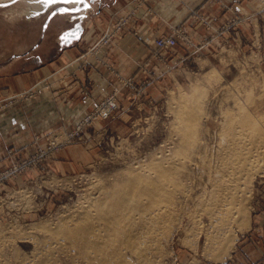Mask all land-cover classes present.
Returning a JSON list of instances; mask_svg holds the SVG:
<instances>
[{
    "label": "rangeland",
    "instance_id": "1",
    "mask_svg": "<svg viewBox=\"0 0 264 264\" xmlns=\"http://www.w3.org/2000/svg\"><path fill=\"white\" fill-rule=\"evenodd\" d=\"M88 1L90 5L83 11L87 14L83 17L86 36L76 46V55L66 64L69 69L44 72L35 78L32 74L19 73L18 61L11 57L33 52L39 45L48 56L53 55V38L45 42L39 40L41 20L48 11L76 3L53 2L45 7L10 0L6 7H0V63L9 60L8 68L12 70L0 73V264H23L25 260L34 259V243L24 241L19 228L24 230L27 226L44 223L55 226L85 206L87 193L96 191L97 186L113 184L140 165L143 171L149 170L156 163L164 166L171 163L177 167L178 175L181 170V178L176 176L181 186L178 183L176 186L187 192L183 191L185 195L175 193V204L179 202L177 216L174 215L175 221L172 218L165 224L168 226L166 236H159L164 233L159 230L156 238L161 237V240L151 242H156L155 248L159 251L154 250L152 244L154 251L149 250L152 260L148 253L150 262L252 264L256 253L250 252L262 247L264 256V0H211L209 9L202 10L204 4L201 3L183 22L163 26L159 23L162 12L156 8L155 0ZM150 21L155 22L157 36L148 51L140 54L138 50L136 57H115V67L112 55L105 56L106 51L122 49L123 41L119 40L127 34L143 43ZM108 37V41L101 44ZM162 37L175 38L173 50L155 45ZM122 57L136 62L127 74L117 67L124 65ZM91 72H96L101 82L95 84L89 76ZM129 79L131 85H125ZM109 97H113L117 105L113 113L103 104ZM184 117L191 118L192 147L180 144ZM243 117L254 126L244 125L240 120ZM232 135L237 136V141ZM178 145L182 146L179 151ZM254 145L261 147L259 166L257 164L244 176L239 190L245 195L247 218L237 220L243 228L235 231V242L229 251H217L214 246L205 248L207 216L202 215L192 195L197 198L199 194L207 197L212 193L213 180L230 170L232 163L235 165L236 151ZM186 148H190L189 153ZM162 158L165 162H161ZM182 161L184 163H180ZM186 196L191 198L188 200ZM185 199H195V203ZM186 202L188 207L183 206ZM237 221H230L229 226L232 222L231 227L236 229ZM43 231L45 229H37L33 240L36 238L40 245L37 251L48 248L45 250L54 252L45 251L55 264H73L74 261V264H89L79 254L70 252L64 242L58 244L62 248L52 246L55 242L47 241ZM245 238L251 251L243 243ZM155 251L156 256L152 253ZM50 260L48 264L52 263ZM33 262L35 264L36 260Z\"/></svg>",
    "mask_w": 264,
    "mask_h": 264
},
{
    "label": "bare ground",
    "instance_id": "2",
    "mask_svg": "<svg viewBox=\"0 0 264 264\" xmlns=\"http://www.w3.org/2000/svg\"><path fill=\"white\" fill-rule=\"evenodd\" d=\"M183 101L184 100H182V102ZM191 107L193 108V106H191ZM182 112H184V110ZM182 112H180V113H182ZM181 117L182 116H180V118ZM221 120H222V118H221ZM240 120H242V122H244V125L248 124V126L250 128H252L254 126L252 122H249L247 117H245L244 119H240ZM182 121H185V125L182 122V124L184 126H182V131L180 130V133H179L180 144L185 145V146H186V144H188L192 147V145H193V143L191 142L192 137H191V133L189 132V128L191 126L190 125L191 118L189 120L188 117H186V118L184 117ZM196 121H197V119H196ZM263 122H264V119H263ZM221 125H222V123H221ZM262 125H263V123H262ZM232 126H233L232 129H235L234 125H232ZM200 129H201V127H200ZM232 129L229 128L228 131L232 132ZM262 131H264V130H262ZM234 133L236 134V132H234ZM218 134H220V133H218ZM219 136H221V135H219ZM232 137H233V139H235V137L237 138V136L234 137L233 135H232ZM262 137H264L263 134H262ZM224 138L226 139V137L223 136V139ZM238 138H240V137H238ZM233 139H231V140H233ZM262 139L264 140V138H262ZM235 140L233 141V143L235 142ZM240 141H242V140H240ZM200 144L203 145V143H200ZM179 145H178V149H177L178 151H179V148L182 147ZM205 145H206V143H205ZM215 145H216V143H215ZM218 145H219V143H218ZM232 145L234 146V144H232ZM194 146L196 147L195 143H194ZM215 147L217 148V146H215ZM258 147L259 146L254 145V146H252V148H249V149L243 148V150H240V149L237 150L236 154H234V159L237 156V161L234 162L236 166L231 162L232 163L231 166H229V165H228L229 167L226 166V168L228 167V169H230V170H226V173H225V171H223L225 174H223V175L219 174L220 172H222L221 171L222 168L220 167L221 168L220 170L217 168L218 171H220L218 173L220 176H219L218 180L214 181L212 179L213 180L212 190L209 188L212 193H210L209 195L207 194L208 198L204 194L203 195L199 194L197 198H196V196L192 195L198 201L197 204L199 205V209L202 212V215L204 213L207 216V224H206L207 229H206L205 237H204L205 238V240H204V247L205 248L209 249V247L214 246L215 249L217 247V251H218V249L227 251V249L228 248L230 249L235 242V238H236L235 231H238L241 228H243V226H241V224L238 221H240V219L242 217H244V216L246 217V214H244L245 213L244 208L246 206V205L244 206L245 195H244L243 191L239 192V190H240V187L242 188L241 185H242V182L244 180V176L246 175V177H247L248 172L252 168L257 166V164L259 162L260 158H258V151L259 152L261 151L260 150L261 147L260 148H258ZM236 148H239V146ZM188 149H190V148H188ZM188 149H187V151L186 150H184V151L189 153ZM181 150H183V149H181ZM173 151H175V150H173ZM219 151H220V149H219ZM224 152H228V151H224ZM179 154H183V153L179 152ZM228 154H231V152L229 151ZM162 155H164V153ZM172 155H173V153H172ZM175 156L178 157V155H175ZM179 156H182V155H179ZM225 156H226L225 158L229 157V159H230V156H228V155H225ZM167 157H168V155H167ZM167 157L164 156L165 160ZM196 157H197V155H196ZM207 157H208V155H207ZM260 157H261V155H260ZM159 158H161V156H159ZM221 158H223V157H221ZM153 159H155V158H153ZM145 160H146V158H145ZM167 160H168V158H167ZM172 160H174L173 157H172ZM178 160L180 161V159H178ZM185 160L186 159H184V162H185ZM224 160H225V162H227L226 161L227 159H224ZM153 161L154 160H152V162ZM161 162H165L164 159ZM168 162H171V161L168 160ZM184 162L182 161L180 163H184ZM177 163H179V162H177ZM172 164H174V163H172ZM187 164H188V162H187ZM147 165H146V167H147ZM178 165L180 167L182 166L181 164H178ZM188 165H190V164H188ZM225 165L223 166V168H225ZM258 166H259V164H258ZM143 167H145V166H143ZM183 167L184 166H182L181 168L184 169ZM215 167H216V165H215ZM176 168L177 167L174 168V165H171V163H170V165L168 164V166H164L162 163H156L155 165L149 167V170L146 168V171H143V169L140 165V167L134 168L132 171L129 170L130 171L129 174H127V175L125 174L126 176H124V177L120 178L119 180L113 182V184H111V183L110 184L107 183V185H106V183L104 185L102 184V185L96 187V189H95L96 191H93V192L90 191V193H87L88 194V196H87L88 201H87L86 205L81 206L80 210L75 211L73 214H70L69 216L66 217V219H64V220L62 219V221L58 222L55 226L52 225L53 223L52 224L50 223L51 225L48 223H44L42 225L33 224L30 226H27L28 228L24 229V230H20V228H19L18 233L21 234L20 237H22L24 241L26 240V241L31 242V243L33 242L34 244L32 246L33 247L32 253H36V255L34 254V256H33L34 259H32V258H31V260L23 259L26 261V262H24L22 260L24 262L23 264H34L33 261H35V260H36L35 264H48L47 261H49L50 259H51L50 261L53 260L52 259L53 257H51L52 255L50 256L51 257L50 259H49V255H48V253L52 254L53 251L48 252V250L47 251L45 250L48 248H45L42 251L41 250L37 251V248H38L37 246L40 247V245L35 240L36 238L33 240L34 237L32 235L39 228L45 229V231H43L45 233L43 235V237H45L46 240L48 239L47 241L55 242L54 245H52V246L55 247V245H58L61 243L63 244V242H64L66 244L65 246H67V248L71 249V250L68 249L67 251H69V250H70V252L73 251V253H75V255L79 254L89 264H91V263L92 264H152V262H150V259L152 260L150 251H154V250H158V249L155 248V247H157V246H155L156 242H154V243H151V242L154 241L155 239H156V241H158V240L160 241L161 237L156 238V237H158L157 236L158 231L162 230L164 232V233H160L159 236L164 235L165 230L167 229L166 227H168L167 225L165 226V224L170 223L169 221L172 218H173V221H175L174 215L176 213L177 205L179 204L178 201H177L178 204L177 205L175 204L176 203L175 201L177 199V198H175V193L176 194L181 193V192L183 193V191H184V189H183V191L179 190V186H181V185L177 182V179H176V176L178 175V174H176V172L178 171V169H176ZM180 171L178 172L179 175L177 177H179L180 174H182V173H180ZM183 173H184V171H183ZM186 174H188L187 171H186ZM184 175H185V173H184ZM203 175L205 176V173H203ZM179 178H181V176ZM103 180H105V178H103ZM109 180H110V178H109ZM178 180H181V179H178ZM207 182H208V180H207ZM177 183L179 186H176ZM209 184H210V182H209ZM245 184H247V183H245ZM203 186H205V185H203ZM182 188H184V187H182ZM196 188H197V186H196ZM206 188L207 187H205V189ZM186 190H188V189H186ZM201 190H204V189H201ZM189 191H188V194H189ZM192 193L193 192H191V194ZM191 194H189V195H191ZM182 195H185V194L183 193ZM190 198H191L190 196H189V198H188V196H186V199L189 200ZM195 199H192L193 202ZM192 200H190V201L186 200V201L191 202ZM183 201L181 199L180 203H182ZM187 202H186V205L183 204V206H187L188 205ZM194 203H193V206H194ZM191 204L192 203H190L189 205H191ZM181 206H182V204H181ZM180 208L183 209V207H180ZM186 208H184V210ZM194 208H196V207H194ZM248 211H249V209H248ZM248 211H247V213H248ZM179 213H181V212L179 211ZM196 213H197V211H196ZM187 215L188 214H186V216ZM175 216H177V215H175ZM192 220L193 219H191V221ZM232 220H236V221L238 220L236 222V224H237L236 229H233L234 227L233 228L231 227V224H233L232 222L229 226V223ZM241 220H243V218ZM245 220H247V219H245ZM173 221H171V222H173ZM196 223H199V221ZM243 223H245V222H243ZM192 224L193 223H191V225ZM169 225H171V224H169ZM51 226H54V227H51ZM163 226H165V227H163ZM197 226H199V225H197ZM193 227H194V225L190 228H193ZM200 229H202V228H200ZM203 229H204V227H203ZM196 231H198V230H196ZM12 234H14V233H12ZM195 235H196V233H195ZM165 236H166V234H165ZM23 240H21V242H23ZM0 241H1V239H0ZM2 241H3V239H2ZM13 241H14V239H13ZM159 241L157 243H159ZM43 242H44V240H43ZM150 243H151V245H150ZM1 244H2V242H1ZM48 244H50V243H48ZM152 244H154L153 245L154 250H152L153 249ZM2 245H4V244H2ZM0 247H2V246H0ZM60 247L61 246H59L58 248H60ZM149 247H150V249H149ZM161 247H162V245H161ZM41 248H42V246H41ZM49 248L51 250V245L49 246ZM65 248H63V249H65ZM147 248H148V250H147ZM63 249H61V252ZM229 249H228V251H229ZM45 251L48 253H46ZM211 251H212V249H211ZM149 252H150V257H151L150 259L148 258ZM221 252H223V251H221ZM65 253H68V252H65ZM73 253H71V255ZM152 253L155 254L156 251L152 252ZM223 254H225V253H223ZM79 255H77V256H79ZM6 256H7V254H6ZM155 256H156V254H155ZM155 256H153V257L156 258ZM164 256H162V257H164ZM8 259H10V258H8ZM215 259H217V258H215ZM0 261H1V259H0ZM12 261H14V260H12ZM54 262H55V260L52 261L53 264H55ZM8 263H10V262H8ZM17 263L18 262H16V264ZM74 263H75V261H74ZM83 263H85V262H83ZM14 264H15V262H14ZM77 264H79V263H77ZM161 264H162V262H161Z\"/></svg>",
    "mask_w": 264,
    "mask_h": 264
},
{
    "label": "crops",
    "instance_id": "3",
    "mask_svg": "<svg viewBox=\"0 0 264 264\" xmlns=\"http://www.w3.org/2000/svg\"><path fill=\"white\" fill-rule=\"evenodd\" d=\"M20 1L27 2L28 4L30 2V0H19V2ZM210 1L211 0H155L154 3L156 4V8L157 9L160 8V12H162V18H160L159 23L163 26V25H169V23L175 24V23L183 22L189 15V12L192 9H195L201 3L204 4L202 10L209 9L208 4L210 3ZM19 2L17 3L19 4ZM31 3L33 5H36L35 2H31ZM0 4L8 5L10 4V0H4L3 2H0ZM51 12L52 11H48V13L43 18V20H41L39 40L40 42L41 41L45 42L53 38V43L55 44L53 48L55 49V52L53 53V55L48 56L47 53L43 52V50H40L41 45H39L36 47V49L33 50V52L26 51L23 53H18L16 55H13L11 59L15 58L18 61L16 65L20 66L19 73L28 74V76L29 74H32L31 76L35 78L39 75H43L44 72H55V71L57 72V69L64 67L69 69L68 65L66 66V64L69 63L72 60V58L76 55L75 53L76 46L78 45L79 41H81L82 38L86 36V29L84 26L85 21L83 20V17L85 18L87 14L86 13L83 14V11H81L79 13H65V14H60L58 12V14L54 13L51 15ZM208 17L211 18V14L210 15L208 14ZM151 21H155V20H151ZM151 21L147 22V26L145 28L146 37L144 38L143 43L138 42L136 38H134L129 34L123 35V38L119 40V41H123L121 43L122 49L111 48L108 51H106L105 56L108 58V56L111 57L112 55L111 59H113L114 61L113 63L115 65L116 62L115 57H119V56L136 57L138 50L140 51L139 52L140 54H144V52H147L149 46L153 43L154 38L157 36L156 34H154L155 33L154 29L156 30V27L154 26L155 24L153 23L155 22H151ZM77 23L80 24L82 28V32L78 40H72L69 36L74 31L75 25ZM123 57H122V63L124 65H117V67L119 68L117 69L118 70L123 69L120 71L127 74L128 72H130L131 68L134 67L136 62L130 58L127 61ZM9 66H10L9 60L0 63V73H8L10 71L12 72V70L8 68ZM90 74L89 76L94 80L95 84L97 82L98 83L101 82V79L99 78L96 72H91ZM22 81L24 82V80ZM3 83L4 82H2V84ZM246 239L247 238H245L243 243H246V246L249 248L247 243L248 241ZM261 248L262 247H260L259 250H253V252H250L252 255L254 252L256 253L255 255L256 260L252 261V264L254 263L264 264V256L262 255L263 249Z\"/></svg>",
    "mask_w": 264,
    "mask_h": 264
},
{
    "label": "built area",
    "instance_id": "4",
    "mask_svg": "<svg viewBox=\"0 0 264 264\" xmlns=\"http://www.w3.org/2000/svg\"><path fill=\"white\" fill-rule=\"evenodd\" d=\"M109 37L108 38H105L102 40V43L101 44H105L107 41H108ZM155 45L158 47V48H161V49H168V48H173L175 47V38L173 37H162V38H158L156 41H155ZM131 82V79L125 81V85H131L129 84ZM105 106H106V110L109 112V113H113L115 108H116V102L114 101V98L113 97H109L108 99H106L104 101ZM103 118L106 117V114H104L102 116Z\"/></svg>",
    "mask_w": 264,
    "mask_h": 264
},
{
    "label": "water",
    "instance_id": "5",
    "mask_svg": "<svg viewBox=\"0 0 264 264\" xmlns=\"http://www.w3.org/2000/svg\"><path fill=\"white\" fill-rule=\"evenodd\" d=\"M55 2H64V0H55ZM65 3V2H64ZM87 5V7H85L84 5ZM90 5V1L88 0H84V3H76L75 6L72 7H66V6H59L57 8H55L54 10H52L51 15L56 13V12H69V13H79L81 11L86 10ZM66 10V11H64ZM82 32V28L80 26L79 23H77L75 25L74 31L70 34V38L72 40H78L80 37V34Z\"/></svg>",
    "mask_w": 264,
    "mask_h": 264
},
{
    "label": "snow or ice",
    "instance_id": "6",
    "mask_svg": "<svg viewBox=\"0 0 264 264\" xmlns=\"http://www.w3.org/2000/svg\"><path fill=\"white\" fill-rule=\"evenodd\" d=\"M12 3H17L19 2V0H11ZM30 2H35V3H39L45 7H48L49 4L55 2V0H30ZM65 3H84V0H64ZM7 5L4 4H0V7H6ZM85 7H87V5H84ZM66 11V10H64Z\"/></svg>",
    "mask_w": 264,
    "mask_h": 264
}]
</instances>
